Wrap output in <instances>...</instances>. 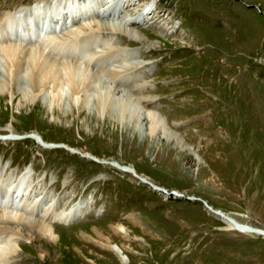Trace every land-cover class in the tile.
Masks as SVG:
<instances>
[{
  "label": "rangeland",
  "instance_id": "obj_1",
  "mask_svg": "<svg viewBox=\"0 0 264 264\" xmlns=\"http://www.w3.org/2000/svg\"><path fill=\"white\" fill-rule=\"evenodd\" d=\"M38 1L0 0V28L7 12ZM148 1L130 6L146 15L130 26L140 41L93 27L34 44L53 59L86 67L94 80L88 107L94 112L102 89L114 100L111 119L70 106L68 94L62 106L50 105L46 92L33 97L22 74L0 93V135L20 138L0 136L1 173H24V189L29 184L36 195L44 183L47 194L37 204L54 198L62 209L86 202L70 225L54 224L61 236L55 244L23 229L22 248L8 254L9 264H122L111 244L129 264H264V0ZM104 2L74 1L76 8ZM114 2L122 4L110 2V16L100 9L92 19L118 23L127 9L112 8ZM7 66L0 57V82ZM126 97L142 111H158L184 148L146 134L148 124L118 123L120 115H135L134 104L127 110L116 101ZM0 238L3 245L6 234Z\"/></svg>",
  "mask_w": 264,
  "mask_h": 264
},
{
  "label": "bare ground",
  "instance_id": "obj_2",
  "mask_svg": "<svg viewBox=\"0 0 264 264\" xmlns=\"http://www.w3.org/2000/svg\"><path fill=\"white\" fill-rule=\"evenodd\" d=\"M74 1L75 0H40L38 1V3H35L32 6H21L14 11L7 12L6 25L2 29H0V38L6 35L5 39H0V57L8 66L7 71L2 81L0 82V93L2 94V90L4 88L7 89L6 86L17 85V80L19 79L18 76L22 74L27 77V81L31 86V93L33 97H36L41 93H43L44 95V92H46L49 96L50 105L62 106L64 105V96L68 94V102L70 106H78L81 109H86L88 113L95 114L102 120L106 118L111 119L112 112L111 106L109 104L114 100H112V97L110 98L102 96V89L98 92L96 91L99 96L97 95L98 104H92L96 105V109H94V112L92 110L93 107H88L90 99L93 96L92 87H94V80L91 79L93 75H91V77H88L85 74V72L88 73L86 67H83L74 62L53 59L49 55L45 54V51H41L40 48H36L37 46L34 47V44H37L40 41L50 43L58 37L70 36L72 33H76V31H79L80 29H91L93 27L101 30H109L110 32H119L134 41H140L137 35H135L134 32L131 31L132 29L130 30V26L133 24H137L139 20H142L140 17H144L146 15L144 11H140L139 9H130L131 4L133 5V2L134 4H136V1L138 0H121L122 4L114 2L112 7L121 9V6H123L127 9L126 11H124V13L119 14L120 17L118 23L115 22L114 24H112L109 21L101 22L100 19H92L91 15L95 14L97 16L96 11L102 9L104 15L110 16L112 11H110L111 9H108V6L110 2H113V0H106V2H104L100 6H95L96 8L93 4L90 3L76 8L77 4H75ZM151 1L152 0H150V2ZM62 4H65V7H63L64 5L62 6ZM140 5L144 8L146 3L141 2ZM147 7L148 6H145V11L147 10ZM119 9H117L116 11L119 12ZM76 14H79L82 17L83 22H81L78 26H74L73 23L71 25H68V21L71 16ZM90 17L92 20H86ZM57 28H59V31H62V36L56 35ZM44 46L47 48L46 45ZM120 51H124L131 56L135 55L136 52L133 50H128L125 47H120ZM115 74H117V72H115ZM111 76L113 77L114 75L111 74ZM111 90L112 93H114L113 89ZM9 91H11V89ZM138 98L140 100L139 102L146 99L143 96H138ZM116 101L122 108H126L127 110L128 106H133L132 104H134L136 108H132L135 115H133V113L130 114L131 118H126L121 115L119 118L117 117L118 123L123 124L124 122L134 120L140 126L148 124V126L146 127V129H148V133L146 134L150 135L151 137H162L172 142L177 141V144L184 148L185 144L183 145L181 143L180 139L177 138L178 136L176 135V132L167 124L165 118L158 111H142V108H138L140 107L137 104L139 102H137L136 105L135 103H133L131 97H126L125 99ZM127 101L130 102L131 105L125 104ZM119 105L116 106L120 107ZM121 113L122 112H120V114ZM15 135L10 134L8 135L9 137L7 136L6 138L2 139H20L16 138ZM3 137L5 136L3 135ZM42 141L43 143L45 142L44 140ZM45 146L51 147V145L47 144ZM190 151L192 152L191 148ZM110 164H112V166L116 169L132 174V170L130 167H127V169L122 168L124 166H121L118 163ZM5 178L6 180L8 178L13 179L14 183L8 184L3 188L0 187V191H2V193L0 194V237L3 236L4 233L7 237L5 243L3 245L0 244V264H9L10 259L8 257V254L11 252H16L17 250L22 248L21 244L17 242V235L20 234V232H23V229H25V232H29V235H31V239L39 238L42 241L55 244L57 240H59L58 238H60L61 236L57 231V225L54 224H58V226H60L61 228H63V226L70 225L72 220L75 218L76 213H79L81 211V205H86V202L81 201L78 205L72 204L69 207L58 209V206L54 205L53 203L54 198H50L51 201H48L47 203L43 201L42 203L39 202L40 204H37V202L39 201L38 195L40 194V196H44L45 194H47L44 183L41 184L43 187L41 191L36 195L34 192L31 193L33 188L30 189L29 184L25 187L23 192H18L19 186L23 184L24 187V181L27 178L24 173L21 177H18V175L13 173L10 175L8 174V176ZM145 183H147V181H145ZM14 192L16 193L15 198H13L12 195V193ZM171 194L175 193L172 192ZM17 196H20L18 200ZM211 211L227 221V223H229L232 227L242 229L246 232L251 231L246 228L247 226L237 222L236 220L234 222L229 220L228 215L222 214V212H217L213 209ZM117 231L123 236L129 235L127 229L123 225L117 226ZM262 232L264 234V231ZM28 237L30 238V236ZM0 239L1 241H3L2 239L4 238ZM110 249L111 251L116 253V255H118L122 264L130 263L128 255L125 254L117 244H111ZM40 256L43 257L44 255L42 256L41 254Z\"/></svg>",
  "mask_w": 264,
  "mask_h": 264
}]
</instances>
